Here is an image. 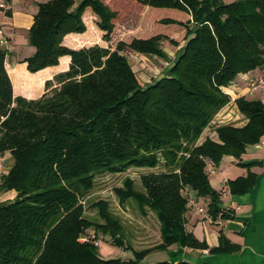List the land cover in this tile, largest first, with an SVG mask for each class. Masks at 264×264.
Wrapping results in <instances>:
<instances>
[{
  "label": "trees",
  "instance_id": "obj_1",
  "mask_svg": "<svg viewBox=\"0 0 264 264\" xmlns=\"http://www.w3.org/2000/svg\"><path fill=\"white\" fill-rule=\"evenodd\" d=\"M131 2L190 15L160 19L185 30L174 58L163 42L179 46V41L161 32L121 39L114 47L96 43L73 49L62 43L67 33L87 29L88 14L111 40L129 14L120 7ZM28 41L35 47L23 59L30 72L57 65L64 55L70 62L47 81L51 89L41 97L15 96L0 44V153L14 158L0 182L2 192L14 193L0 200V264H143L151 252L174 244L211 253L237 249L223 233L220 244L209 247L187 229L190 203L183 189L208 197L213 219L231 215L221 214V192L211 184L205 158L219 165L224 155L241 157L264 134L259 99H235L248 118L245 125L215 123L232 99L227 86L239 73L264 67V0H47L38 4ZM126 51L156 55L169 65L160 77L144 82ZM131 167L153 169L140 175V187L130 176L114 187L121 204L132 201L160 222V241L142 249L129 243L109 199L88 203L100 174ZM255 177L249 172L230 179V191L247 192ZM88 207L97 217L86 214ZM92 228L111 244L132 250L133 257L102 256L100 245L81 240ZM156 264L210 263L164 259Z\"/></svg>",
  "mask_w": 264,
  "mask_h": 264
},
{
  "label": "crops",
  "instance_id": "obj_2",
  "mask_svg": "<svg viewBox=\"0 0 264 264\" xmlns=\"http://www.w3.org/2000/svg\"><path fill=\"white\" fill-rule=\"evenodd\" d=\"M5 1L9 4V8L8 10L0 8V40H5V42L0 41V44L7 52L6 67L13 82L14 95L38 98L44 92L43 83L46 79L68 69L70 56H62L60 63L57 65L49 66L36 73L30 72L23 59L32 55L35 48L30 49L28 47L29 52H21L20 47H22L21 45L29 44V29L33 24L34 15L38 11V4L47 0ZM225 1L230 2L233 0ZM148 10L160 9L148 7ZM168 11L176 12L174 10ZM179 14L190 17L187 13ZM84 22L87 29L84 32L67 33L62 41L64 45L73 49H79L83 46L88 47L96 43L104 46L110 45L104 39L103 35L105 32L99 29L94 15H85ZM91 32L93 35H97L94 41V36L91 37ZM183 43L179 46H182ZM174 53L175 51L172 52L173 55H169V53L168 55L174 58ZM138 56L146 57L147 55ZM128 58L130 62H135L134 58L130 56ZM168 63L165 60V64ZM135 70H137L138 75L144 82L150 81L142 67L137 66ZM32 74H39L42 78L36 84L37 91L35 92L38 93L36 95H28L19 91L17 83L20 75ZM257 76H264V67L239 73L235 80L227 86V91L232 99L217 113L215 117L217 125L230 123L235 126H243L247 123L248 118L239 110L235 100L240 96H245L248 99H259L264 103V83L253 90L249 87V77ZM7 159L8 163L10 161L9 167H11L14 158L8 154ZM216 167L217 171L212 175L213 177L210 176V181L214 188L221 192V205L223 208L221 214L228 212L231 215L226 218L219 216L217 219H213L208 210L210 199L208 197H197L196 202L190 204L187 210L186 227L188 230L193 231L200 241H206L209 247L218 246L220 244V235L223 233L237 249L231 252L211 253L209 248L179 247L174 244L167 250L169 253L168 259L173 261L187 259L195 263L210 264H264V134L259 142L248 145L241 157L224 155ZM249 172L256 176L253 186L243 194L232 193L228 181L239 176H245ZM5 194L10 197L14 195L11 191ZM199 206H204L207 212L199 211Z\"/></svg>",
  "mask_w": 264,
  "mask_h": 264
},
{
  "label": "rangeland",
  "instance_id": "obj_3",
  "mask_svg": "<svg viewBox=\"0 0 264 264\" xmlns=\"http://www.w3.org/2000/svg\"><path fill=\"white\" fill-rule=\"evenodd\" d=\"M125 4H123V6H121L120 8L123 10L124 14L125 13H129V14H127V16L119 24L117 30L112 36V39L108 41L111 46L114 47L116 43L121 39L130 41L133 37L136 36L149 37L157 32L165 33L169 37H174L179 41V44L184 42L185 30L182 27L173 23L163 24L160 22V19L166 16H172L175 18L186 20L188 16L184 14H179V13H184L183 11H180L178 9H166V11L148 10L147 8L145 9L141 8L140 5L136 3L131 2L130 4L128 3ZM168 10H174L176 12L174 13ZM93 36H94L93 39L94 41L97 35H93V33L91 32V37ZM26 44H28V42H26ZM29 44L21 45L22 47H20V51L29 52L28 47H30V49H33L34 46H32L31 44L29 46ZM163 45L165 51L169 53V55H173L172 54L173 51H175L174 55H176V52L180 47L171 44L168 40H165L163 42ZM33 50L35 51V49ZM125 53L127 54V56H129L128 51H126ZM138 59L139 60L137 61L136 59L135 62L131 60L133 61L131 63L133 65L135 64L134 69H136L137 66L142 67L144 73L148 75L150 80L160 77L165 72L167 65H169V63L165 64L164 58L162 59L154 55L153 56L147 55L146 57L138 56ZM142 62L144 63L143 65ZM32 73H36V72H32ZM55 75L44 81L43 94L46 91H48L46 86L47 81L54 80ZM41 79L42 78L39 74H32L26 76L20 75L19 81L17 83L18 89L19 91L24 92L28 95L31 94L36 95L38 93L35 92L37 91L36 84L39 83ZM140 79L143 81L141 77ZM55 85H57L56 81L54 82L53 86ZM49 89H51V87ZM17 96H23V95H17ZM24 97L27 98V96L25 95ZM29 99H37V98H29ZM206 131L208 132L209 129ZM6 155L8 156V154ZM162 168L164 167L160 166L157 167L155 170L159 171ZM151 170L153 169L131 167L127 171L120 174H110V173L100 174L97 177L94 189L91 191L90 198L88 199L89 201L88 203L101 197L109 199V201L111 202L112 211H114V213L120 216V218L122 219V222L125 227V233L127 239L134 249H142L151 245H155L160 241V222L153 211L150 210L147 215H144L139 210L137 204L132 201H127L125 205L121 204L119 202L118 196L114 192V187L116 185H122L123 179L127 176L133 177L136 181L137 186L140 187L141 186L140 175ZM7 195L8 194H5L0 190V200L10 198V196ZM86 214L91 217H97L96 210L91 207L87 208ZM91 231L95 232L97 236L99 235L98 238L101 240V244L98 247V250L100 254L105 258L121 257L123 259H128L133 257L132 250L111 244V240L109 239L108 236L99 234L93 228L91 229ZM168 256L169 253L167 250H156L146 256V258L143 260V264H156L158 261L168 259Z\"/></svg>",
  "mask_w": 264,
  "mask_h": 264
},
{
  "label": "built area",
  "instance_id": "obj_4",
  "mask_svg": "<svg viewBox=\"0 0 264 264\" xmlns=\"http://www.w3.org/2000/svg\"><path fill=\"white\" fill-rule=\"evenodd\" d=\"M0 8H4L6 10H8L9 8V4L5 1L2 0L0 1ZM1 42H5V40H0ZM129 52V56L134 58L135 61L137 59L138 61V54L132 51H128ZM249 87L253 90L261 85H263L264 83V76H257V77H249ZM206 161V172L208 173L209 176H212L213 174L216 173L217 171V165H215V163L213 162V160L211 158H205ZM10 167H9V163H8V159H7V155L5 154H1L0 153V182L3 179V176L9 171ZM183 194L186 195L189 199V203L190 204H194L196 202V192L194 189H190L188 186L185 187L183 189ZM199 211L201 212H207L204 206H199L198 207ZM81 240L83 241H89L92 240L95 245H100V239L97 237L96 233L93 231H89L87 234H84L81 237Z\"/></svg>",
  "mask_w": 264,
  "mask_h": 264
}]
</instances>
